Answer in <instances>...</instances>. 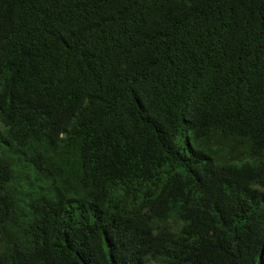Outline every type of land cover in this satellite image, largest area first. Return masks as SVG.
I'll use <instances>...</instances> for the list:
<instances>
[{"label": "trees", "instance_id": "1", "mask_svg": "<svg viewBox=\"0 0 264 264\" xmlns=\"http://www.w3.org/2000/svg\"><path fill=\"white\" fill-rule=\"evenodd\" d=\"M0 264H264V0H0Z\"/></svg>", "mask_w": 264, "mask_h": 264}]
</instances>
